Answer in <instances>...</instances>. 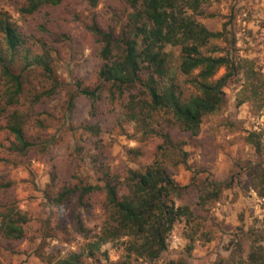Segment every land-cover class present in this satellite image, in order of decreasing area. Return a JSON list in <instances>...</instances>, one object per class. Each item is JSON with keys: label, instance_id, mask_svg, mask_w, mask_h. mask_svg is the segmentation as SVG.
I'll use <instances>...</instances> for the list:
<instances>
[{"label": "rangeland", "instance_id": "obj_1", "mask_svg": "<svg viewBox=\"0 0 264 264\" xmlns=\"http://www.w3.org/2000/svg\"><path fill=\"white\" fill-rule=\"evenodd\" d=\"M24 5L25 0H0V19L25 38V48L11 53L12 71H20L25 55L39 53L51 72L41 65L27 68L18 102L9 106L4 94L11 83L0 76V210L15 206L25 217L21 237L0 230V264H59L71 253L81 254L78 264H165L180 258L216 264L245 255L255 241L264 250V0H201L196 19L220 32L202 51L216 47L209 53L228 55L237 68L222 88L221 107L203 116L197 134L165 109L152 112L144 130L130 117L139 115L143 84L121 89L99 77L103 42L95 29L112 34V54L119 56L127 41H139L132 37L139 1L97 0L92 6L89 0H62L32 13L22 12ZM2 37L0 31L4 53ZM164 52L178 90L183 96L196 93L190 80L197 71L184 75L177 69L180 46L167 45ZM227 71L220 67L214 79ZM86 87H97L98 96L79 91ZM13 110L25 116V150L10 148L16 140L6 125ZM250 132L257 133L259 148L247 140ZM163 133L175 147L159 148ZM158 158L181 186L170 196L174 205L192 214L174 222L167 248L149 262L128 253V236L99 239L110 209L103 187L107 173L122 180ZM89 184L101 188L82 193ZM66 186L77 191L56 201Z\"/></svg>", "mask_w": 264, "mask_h": 264}, {"label": "trees", "instance_id": "obj_2", "mask_svg": "<svg viewBox=\"0 0 264 264\" xmlns=\"http://www.w3.org/2000/svg\"><path fill=\"white\" fill-rule=\"evenodd\" d=\"M62 0H25L21 7L22 12L32 13L45 5H57ZM139 1L140 7L136 10L137 23L134 26L133 38L139 41L125 43V52L113 56L114 49L112 34L95 29L102 40L100 55L103 65L98 72L103 81L111 82L117 88L131 85L135 82L143 84V97L139 99L142 105L138 106L139 115L131 113V118L140 121L148 130L147 118L159 109L169 110L175 120L184 130L197 134L204 115L217 111L224 101L223 86L236 69L237 65L228 55H213L216 47L208 53L202 47L209 44L211 38L220 35V32L209 30L198 21L195 14L199 12L201 0H132L135 5ZM95 6L97 0H89ZM190 9V12L187 10ZM0 31L3 35L2 43L4 53L0 51V76L11 83V88L6 89L5 105L9 106L18 102L19 93L22 92L21 75L30 66H43L45 71L51 72L49 61L44 54L31 53L25 55L23 66L18 73L12 71L13 59L11 53L23 47L24 37L16 27L6 19H0ZM167 45L180 46V62L177 69L190 75L197 71L190 80L197 89L196 93L183 96L181 90L173 81L170 61L164 48ZM238 64V63H237ZM228 71L214 79L220 67ZM98 88H80L79 91L90 97H97ZM53 89L47 90L51 93ZM130 102L134 103V95ZM25 116L13 110L7 118V129L14 135L16 142L11 144L14 151L25 150L30 142L23 134ZM150 129V128H149ZM164 139L159 148L165 150L175 147L171 136L163 133ZM257 133L250 132L247 140L259 148ZM184 153V151H183ZM104 183L109 218L103 228L100 240L128 236V253L135 252L137 257H142L149 262L156 259L167 248V237L176 220L192 212L187 206H175L171 199L172 194H177L181 186L177 185L162 161L154 159L150 164L137 170H129L124 179L106 174ZM101 188L99 185H85L81 187L82 193ZM77 191V187H63L57 192L56 201ZM213 195H216L215 193ZM202 201L204 196L200 195ZM25 222L24 215L15 206H6L0 210V230L8 237H21ZM99 242L91 246L98 247ZM92 255V249L89 251ZM80 253H71L60 260L59 264H78L81 262ZM116 264H128L118 262ZM165 264H194L185 258L171 259ZM216 264H264V250L258 242L249 245L245 255L232 256L228 261H218Z\"/></svg>", "mask_w": 264, "mask_h": 264}]
</instances>
